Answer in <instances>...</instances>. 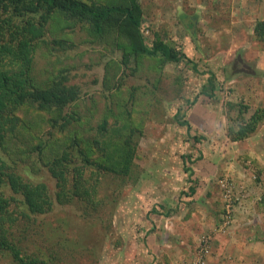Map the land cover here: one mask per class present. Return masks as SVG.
<instances>
[{
    "label": "trees",
    "instance_id": "1",
    "mask_svg": "<svg viewBox=\"0 0 264 264\" xmlns=\"http://www.w3.org/2000/svg\"><path fill=\"white\" fill-rule=\"evenodd\" d=\"M228 4L224 8L220 5L219 10H229ZM142 16L139 0H0L1 262L63 264L60 253L55 254L45 236L41 238L43 244L31 241L30 229H43L47 214L62 211L67 204H74L82 215L98 212L106 204L99 195L106 175L111 174L121 183L138 178L135 158L144 120L140 97L153 95L156 90L127 85L125 77L118 73L123 65L131 64L126 76L136 77L144 59L149 62L148 69L157 72L166 63H178L186 57L162 32L153 30L151 41L145 42ZM185 17L187 14H181V21ZM196 17L194 14L185 21L188 27L194 25ZM209 17L213 25L220 22L216 13ZM251 27L252 39L264 48V18L256 16ZM76 29L84 30L90 42L120 52L118 59L105 64L104 88L98 91L103 106L95 126L90 120L99 101L92 96L83 111L77 110L83 101L81 89L69 83L64 73L66 66H56L59 58L49 57L47 65H37L36 57L52 55L55 46L63 50L73 47L72 33ZM233 63L237 68L242 66L247 76L264 74L259 69H249L240 52ZM208 82L211 88L208 91L204 86L203 93L212 97V76ZM226 105L229 112H234L227 123L231 140L246 139L264 120L262 106L249 113L251 107L242 101ZM42 168L53 179L52 189L41 180ZM185 170L192 174L189 167ZM255 174L260 178L259 173ZM196 187L193 180L191 193ZM50 224L49 221L47 225ZM66 237L67 245L77 244L78 252L87 249L83 243L80 245V236L76 240ZM93 239L98 249L96 236ZM93 248L87 249L92 259Z\"/></svg>",
    "mask_w": 264,
    "mask_h": 264
},
{
    "label": "rangeland",
    "instance_id": "2",
    "mask_svg": "<svg viewBox=\"0 0 264 264\" xmlns=\"http://www.w3.org/2000/svg\"><path fill=\"white\" fill-rule=\"evenodd\" d=\"M139 1L143 7L141 30L145 42L151 41L153 30L162 32L163 37L173 42L186 57L178 63H166L157 72L148 69L149 62L144 59L136 77L126 76L132 68L131 64L129 67L122 66L118 75L122 74L125 77L127 85L139 84L141 90L145 88L148 91L149 88L156 90L153 95L140 97L144 104L142 112L144 120H142V133L137 139L135 158L138 178L135 181L128 178L125 183H121L111 174L106 175L99 190V195L105 198L106 204L98 212L89 216L82 215L74 204H67L62 211L47 214L52 224L47 225L49 221L45 219L46 225L42 223L43 229H37L36 226L30 229L31 241L33 239L43 244L41 238L45 236L55 254L60 253L63 264L67 262L68 264H133L132 255L135 253L131 248L132 237L128 236L127 242L124 237L130 234L129 227L135 223L136 208L143 204L147 210L152 203H157L154 200L158 201L161 198L158 192L162 194L165 192V196L169 193L165 180L167 173L164 170V164L167 162L183 164L186 155L190 154L194 159L185 162V166L192 165L204 150L207 157L221 155L228 160L213 179L214 189L219 188L217 183L219 176L229 172L235 189L239 190L243 186L246 188L244 191L247 197L249 194H254L252 190L255 188L248 189L243 185L245 182H239V178L233 174L234 171H230L227 167L238 166L240 171L244 170L245 174L249 175L250 172L251 174L257 172L264 182V120L246 139L231 140L227 135V123L228 116H234V112H229L226 105L228 102L242 101L251 107L249 113L255 107H264V74L247 76L242 66L237 68L233 63L237 53L240 52L250 65L249 69H259L264 73V48L252 39L251 27L256 16L264 18V0ZM227 4L231 6L229 10H219L220 5L224 8ZM214 5L216 6L213 7ZM211 13H216L220 18L218 24L211 23L212 19L209 17ZM181 14H187L183 21ZM194 14H197V20L193 26L188 27L185 21ZM86 37L87 33L84 30L76 29L72 33L73 47L63 50L55 46L57 49H52V55L46 54L48 57L38 55L36 58L38 66L47 65L49 57H58L56 66L67 67L64 73L68 76L69 83L78 84L81 89L83 101L78 111H83V105L90 104L92 96L99 101L97 111L90 120V124L95 126L103 106L98 91L104 88L105 64L112 58L118 59L120 52L104 49L101 45L90 42ZM47 38L52 40L51 37ZM186 58L189 60L187 61ZM49 68L51 70L50 66ZM156 76L159 78L157 79ZM209 76H212L214 84L212 97L203 93L204 86L208 91L211 88L208 82ZM109 91L107 90L105 94L107 95ZM191 101L192 105H188ZM220 118L223 121L219 122ZM180 120H186L190 128L187 129V125L179 124ZM224 124L225 128H222L224 131L219 130V125ZM199 171L204 170L200 168ZM40 175L41 180L47 182L52 189L53 179L45 168H42ZM187 175L190 178L189 172ZM141 178L142 182H140ZM191 181L193 179L190 178V184ZM195 182L198 184L197 180ZM189 189L187 187L182 190L180 195L189 194ZM150 194H154L156 198L153 199ZM113 199H116V202H113ZM220 199L223 205L221 190ZM238 213L240 212H237V215ZM250 219L253 228L251 233H246V236H251L252 240L255 225L264 231V219L260 215L255 219L248 218L247 221ZM35 220H38V217ZM109 220L112 222L111 225ZM59 222L60 226H57ZM135 224L138 226L139 221ZM35 230L36 233L33 234ZM231 230H233L232 226L221 234L228 235ZM65 235L74 240L80 236L82 240L80 245L83 243L87 249L94 247L93 259L87 249L78 252L77 244L67 245ZM93 236H96L100 245L98 249L94 246L96 241ZM69 250H72L71 253ZM0 264L5 263L0 261Z\"/></svg>",
    "mask_w": 264,
    "mask_h": 264
},
{
    "label": "crops",
    "instance_id": "3",
    "mask_svg": "<svg viewBox=\"0 0 264 264\" xmlns=\"http://www.w3.org/2000/svg\"><path fill=\"white\" fill-rule=\"evenodd\" d=\"M221 121L222 118L219 122ZM222 128H225V124L219 125V130L224 131ZM189 159L194 158L188 154L185 162ZM227 161L221 155L207 157L202 150V154L197 156L192 165H186L192 171L190 178L197 180L198 184L194 193L189 189V194L184 196L180 195L181 191L192 185L188 172H185V162L164 164L169 193L165 196V192H158L161 198L154 200L157 203H152L147 210L143 204L136 208L134 222L139 221L140 226L135 223L130 225V234L124 237L126 242L128 236L132 237L131 248L135 254L132 255L131 263L179 264L181 259L193 256L199 235L219 222L222 204L220 190L218 187L214 189L213 179ZM200 168L204 171L200 172ZM227 169L234 171L233 174L239 178V182H245L243 185L248 189L255 188L252 190L254 194H249L243 204L236 206L234 211L238 218L231 224L233 230L228 235H214L211 252L206 256L204 264H264V231L254 223L252 240L251 236H246L253 228V222L251 219L247 221L248 218L255 219L260 215L264 219V182L261 175L256 180L252 178L251 172L250 175L245 174L238 166ZM151 196L156 198L154 194ZM237 212H240L239 216Z\"/></svg>",
    "mask_w": 264,
    "mask_h": 264
},
{
    "label": "built area",
    "instance_id": "4",
    "mask_svg": "<svg viewBox=\"0 0 264 264\" xmlns=\"http://www.w3.org/2000/svg\"><path fill=\"white\" fill-rule=\"evenodd\" d=\"M252 178L257 180L255 173L252 174ZM217 183L222 193L223 202L219 223L199 235L193 256L191 258L181 259L179 264H204L206 256L211 251L213 236L217 233L225 232L233 224L237 217L234 211L236 206L243 204L247 197L244 191L246 188L242 186L239 190L235 189L229 172L220 175Z\"/></svg>",
    "mask_w": 264,
    "mask_h": 264
},
{
    "label": "clouds",
    "instance_id": "5",
    "mask_svg": "<svg viewBox=\"0 0 264 264\" xmlns=\"http://www.w3.org/2000/svg\"><path fill=\"white\" fill-rule=\"evenodd\" d=\"M207 230H208V229H207ZM207 230H206V231H207Z\"/></svg>",
    "mask_w": 264,
    "mask_h": 264
}]
</instances>
